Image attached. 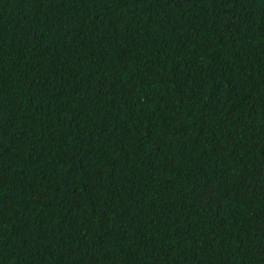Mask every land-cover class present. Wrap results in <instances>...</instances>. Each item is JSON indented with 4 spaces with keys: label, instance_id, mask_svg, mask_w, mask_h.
<instances>
[{
    "label": "trees",
    "instance_id": "1",
    "mask_svg": "<svg viewBox=\"0 0 264 264\" xmlns=\"http://www.w3.org/2000/svg\"><path fill=\"white\" fill-rule=\"evenodd\" d=\"M0 264H264V0H0Z\"/></svg>",
    "mask_w": 264,
    "mask_h": 264
}]
</instances>
